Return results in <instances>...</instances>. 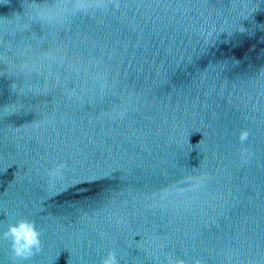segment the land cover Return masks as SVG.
Returning <instances> with one entry per match:
<instances>
[{"label":"water","instance_id":"95a60500","mask_svg":"<svg viewBox=\"0 0 264 264\" xmlns=\"http://www.w3.org/2000/svg\"><path fill=\"white\" fill-rule=\"evenodd\" d=\"M110 252L264 264V0H0V264Z\"/></svg>","mask_w":264,"mask_h":264},{"label":"clouds","instance_id":"9594fccd","mask_svg":"<svg viewBox=\"0 0 264 264\" xmlns=\"http://www.w3.org/2000/svg\"><path fill=\"white\" fill-rule=\"evenodd\" d=\"M249 133L244 131L240 134V141L244 143L248 139ZM41 233L36 228L35 223L27 219H22L8 227L4 233L5 239L11 241L13 254L20 259H27L41 251ZM101 264H117L116 255L110 252L102 259Z\"/></svg>","mask_w":264,"mask_h":264}]
</instances>
